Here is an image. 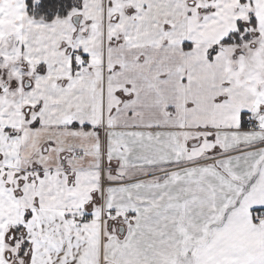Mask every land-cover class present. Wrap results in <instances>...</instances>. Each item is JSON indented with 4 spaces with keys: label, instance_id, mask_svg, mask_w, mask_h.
<instances>
[{
    "label": "snow or ice",
    "instance_id": "obj_1",
    "mask_svg": "<svg viewBox=\"0 0 264 264\" xmlns=\"http://www.w3.org/2000/svg\"><path fill=\"white\" fill-rule=\"evenodd\" d=\"M0 264H264V0H0Z\"/></svg>",
    "mask_w": 264,
    "mask_h": 264
}]
</instances>
